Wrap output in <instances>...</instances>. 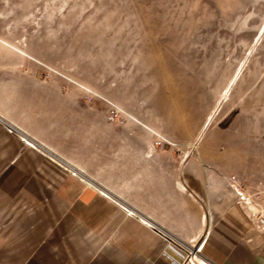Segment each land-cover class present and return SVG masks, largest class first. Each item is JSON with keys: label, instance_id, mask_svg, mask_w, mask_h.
<instances>
[{"label": "crops", "instance_id": "crops-1", "mask_svg": "<svg viewBox=\"0 0 264 264\" xmlns=\"http://www.w3.org/2000/svg\"><path fill=\"white\" fill-rule=\"evenodd\" d=\"M46 84L0 60V117L85 179L0 124V264H184V252L141 220L189 244L204 239L201 254L214 264H264V226L237 179L201 155H174L139 125L126 139L104 112L94 123L85 99Z\"/></svg>", "mask_w": 264, "mask_h": 264}, {"label": "rangeland", "instance_id": "rangeland-1", "mask_svg": "<svg viewBox=\"0 0 264 264\" xmlns=\"http://www.w3.org/2000/svg\"><path fill=\"white\" fill-rule=\"evenodd\" d=\"M0 60L85 99L126 139L139 125L207 158L264 206V0H0Z\"/></svg>", "mask_w": 264, "mask_h": 264}, {"label": "built area", "instance_id": "built-area-1", "mask_svg": "<svg viewBox=\"0 0 264 264\" xmlns=\"http://www.w3.org/2000/svg\"><path fill=\"white\" fill-rule=\"evenodd\" d=\"M114 114L117 116V112H114ZM0 124L3 125L8 132L14 133L17 136H19V138L27 146H29V147L33 148L34 150L38 151L39 153H41L42 155H44L45 157H47L48 159H50L52 162H55L56 164H58L61 167H63L64 169L71 171V173L74 176H77L81 180H84L85 179V175L82 172H80L79 170L74 169L64 159H62L55 152H52V150H50L44 144H42L40 142H36L33 139H31L26 134V132L23 131L18 126L14 125L12 123H9L8 121L4 120L2 117H0ZM231 179H232V181H234L236 178L234 176H232ZM101 193L104 196L108 197L110 200H112V201L115 202V199H112V197H110L109 195H107L105 192H101ZM237 194H238L240 200L243 201V196H242L241 192H239L237 190ZM121 207L129 215H132V216H135V217L139 218L138 215H136V212L134 210H130L128 207H124V206H121ZM254 216L257 219L258 225L260 227H263L264 226V214L260 212V213H257ZM141 221L144 222L146 225H148L150 228L155 229L165 239L169 240L170 242H172L173 244H175L176 246H178L184 252V254H185V256H184V264H193V262L191 260V257L192 256H198V257L202 258L206 262V264H214L213 262H211L207 258L203 257L202 254H201V248H202L203 240L204 239L201 242H197L195 244H189V243L183 242L182 240H180V239L176 238L175 236L171 235L170 233L166 232L164 229L160 228L156 224H153V223H150V222L148 223V222H145L143 220H141Z\"/></svg>", "mask_w": 264, "mask_h": 264}, {"label": "bare ground", "instance_id": "bare-ground-1", "mask_svg": "<svg viewBox=\"0 0 264 264\" xmlns=\"http://www.w3.org/2000/svg\"><path fill=\"white\" fill-rule=\"evenodd\" d=\"M236 75V74H235ZM236 79H237V75L236 76H234L231 80H230V82H229V84H228V86L225 88V90H224V92H222V94H221V98H223V99H225L227 96H228V94H229V92H230V89H231V87H232V85L236 82ZM237 83V82H236ZM217 110V109H216ZM215 113V110H213L212 112H210L208 115H207V117L205 118V120H204V122H203V124H202V126H201V129H200V132H199V134L197 135V137H196V140H195V142H193V143H190V145H192V146H195V144H196V141L197 140H199L200 138H201V136H202V134L204 133V131L207 129V127L210 125V123H211V121H212V119H213V117H214V114ZM88 183V182H87ZM91 183V182H90ZM94 185V184H93ZM96 185V184H95ZM99 188H101V187H99ZM238 188V187H237ZM239 189H240V191L239 192H241V194H242V196H243V199H244V201L243 202H245V206L248 208V210L251 212V213H253L254 215H256L257 213H260L261 212V210H260V208L259 207H257L252 201L253 200H251L250 198H249V196L247 197V196H245L244 197V195H243V191H242V189L239 187ZM103 191V190H102ZM104 192V191H103ZM105 192H107V191H105ZM117 201V200H116ZM140 217V216H139ZM147 220V219H146ZM146 222V221H145ZM198 257V256H197ZM193 258H195L194 256H192L191 257V259H193ZM198 259L199 260H202L201 262L202 263H205V261L202 259V258H200V257H198Z\"/></svg>", "mask_w": 264, "mask_h": 264}]
</instances>
